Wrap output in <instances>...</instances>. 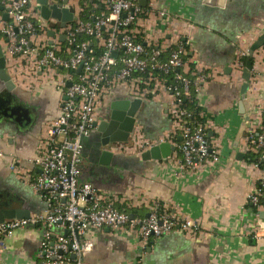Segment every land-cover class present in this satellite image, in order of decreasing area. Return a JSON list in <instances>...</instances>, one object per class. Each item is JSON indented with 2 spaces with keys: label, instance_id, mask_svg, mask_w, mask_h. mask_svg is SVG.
<instances>
[{
  "label": "crops",
  "instance_id": "1",
  "mask_svg": "<svg viewBox=\"0 0 264 264\" xmlns=\"http://www.w3.org/2000/svg\"><path fill=\"white\" fill-rule=\"evenodd\" d=\"M32 5L40 10L37 0ZM139 5L142 11L133 30L145 45L160 47L166 58L179 43L186 44L183 70L196 71L204 79L201 116L221 160L198 173L184 174L179 168L182 154L176 147L167 158L144 160V151L134 148L135 136L174 145L181 141L169 114L170 93L163 84L146 98L134 96L130 83L108 89L98 104L96 121L109 118L114 110H121L119 102L133 98L142 99L138 120L128 142L103 148L113 153L107 157L94 149L100 140L94 128L84 139L80 180L110 192L118 206L134 208L140 216H147L149 206L158 202L172 213L198 221L201 231L188 235L174 230L143 249L132 232L91 230L87 237L94 246L86 259L90 264H264V237L255 238L247 225L256 218L248 195L263 174L248 158L252 153L247 135L257 108L263 109L264 117L263 46L250 53L264 35V0H139ZM103 8L101 0H94L89 9L100 13ZM2 15L0 11V19ZM3 26L0 20L2 46ZM6 59L14 88H0V207L26 205L33 213L42 211L44 204L13 163L26 172L33 169L32 159L48 123L61 114L63 92L58 87L66 71L35 73L23 56L8 52ZM248 60L253 66L243 94ZM238 152L245 153L243 160ZM259 214L264 219V210ZM43 234L41 226L16 229L0 248V264H40Z\"/></svg>",
  "mask_w": 264,
  "mask_h": 264
},
{
  "label": "built area",
  "instance_id": "2",
  "mask_svg": "<svg viewBox=\"0 0 264 264\" xmlns=\"http://www.w3.org/2000/svg\"><path fill=\"white\" fill-rule=\"evenodd\" d=\"M74 1L51 0L63 7H75L74 20L62 26L55 17H43L33 7L32 0H0L9 14V20L0 19L4 24L5 53L25 57L35 73L66 71L58 87L63 92L61 114L48 123L32 159L33 169L26 172L20 164L13 163L14 170L29 182L44 209L27 218L5 219L0 223V248L16 229L31 225L44 229L40 264H90L86 257L94 246L93 240L87 237L91 230L109 228L132 232L143 249L153 239L174 230L188 235L201 231L198 221L172 213L158 202L149 206L147 216L133 214L131 217L132 213L119 207L117 198L110 192L80 180L82 139L94 130L98 104L108 89L130 83L134 96L146 98L156 85L163 84L172 97L169 114L175 131L181 135V141L175 145L182 154L180 173H198L221 160V151L209 136L206 121L198 120L193 110L184 106L185 101L200 106L204 80L196 71L183 70L186 44L179 43L166 58L160 47L145 45L133 30L142 11L139 0H101L104 10L93 14L91 20L81 17L84 9L81 0L76 4ZM82 35L92 36L95 41L83 39ZM245 54L242 52V56ZM172 74L173 79L168 82ZM255 114L254 125L247 135L248 150L257 158L250 160L251 163L261 168L263 174L248 195V202L256 209V218L245 224L251 235L262 238L264 219L259 212L264 210V167L260 165L264 161L263 109L257 108ZM133 142L137 151H145L164 141L137 135ZM66 230H69L67 234Z\"/></svg>",
  "mask_w": 264,
  "mask_h": 264
},
{
  "label": "water",
  "instance_id": "3",
  "mask_svg": "<svg viewBox=\"0 0 264 264\" xmlns=\"http://www.w3.org/2000/svg\"><path fill=\"white\" fill-rule=\"evenodd\" d=\"M37 2L41 5L40 10L43 17H55L61 21L62 26H65L68 22L73 21L75 18L76 10L75 7H73L72 5L69 7H63L56 3H50L49 0H37ZM0 11L3 12L2 19L5 21L9 20V14L4 11V6L1 4ZM64 38L65 36H62V40H64ZM263 45L264 35L252 45L250 53H252L254 50L260 48ZM117 55L118 53L115 52L114 56ZM6 64V53L4 51L3 46L0 44V88H6L8 89V91H11L14 88V83L11 79L10 74L7 72ZM252 66V61L248 60L243 75L245 79V83L242 87L243 94L247 92L250 85L249 81L251 78ZM80 70L81 67L78 69V72H80ZM118 104L122 107L120 111L114 110L109 118L103 119L101 121H95L94 123L97 133L100 135V140L94 145V149H96L97 152H101L102 157L112 156L113 153L111 151H109L108 149H103L110 143L129 141L134 131L135 124L138 120L137 111L142 104V99H127L125 101L119 102ZM84 139L85 138L82 139L83 144ZM174 150V144L164 141L152 146L149 149H146L142 153V158L144 160L167 158L171 155L172 151ZM237 157L238 159L243 160L245 158V153L238 152ZM30 214L31 210L26 205L19 208L0 207V223L3 222L5 219L27 218L30 216ZM133 216L134 215L131 214V217ZM68 231L69 230H66L65 234H67Z\"/></svg>",
  "mask_w": 264,
  "mask_h": 264
},
{
  "label": "trees",
  "instance_id": "4",
  "mask_svg": "<svg viewBox=\"0 0 264 264\" xmlns=\"http://www.w3.org/2000/svg\"><path fill=\"white\" fill-rule=\"evenodd\" d=\"M81 2V4H83V6H84V9H83V11L81 12V17L83 18V19H85V20H87V19H89V20H91V19H93L92 17H93V14H98L97 12H95V11H90V6L94 3V0H81L80 1ZM96 10L98 11L99 9H97L96 8ZM102 10H104V8L102 9ZM101 10V11H102ZM81 38H83V39H90L91 40V42H94L95 41V39L91 36V37H89V36H81ZM141 40V39H140ZM142 41V40H141ZM244 62H246V59H244ZM194 69V65H191V70H193ZM172 76H173V74L172 75H169L168 76V82H170V81H172ZM184 106L185 107H187V108H189V109H191V110H193V112H194V115L197 117V119L198 120H203V118H201L200 117V112H201V106H199L198 104H196V103H194V102H190V101H185L184 102ZM257 132H259V131H257ZM248 158H249V160H251V161H255L257 158H256V155H253V154H250V155H248ZM260 165L262 166V167H264V161H260ZM119 207H123V206H119ZM125 209L129 212V213H132V214H134L135 216H140V215H138L136 212V209H134V208H127V207H125ZM141 217H145L144 216V214L143 215H141Z\"/></svg>",
  "mask_w": 264,
  "mask_h": 264
},
{
  "label": "flooded vegetation",
  "instance_id": "5",
  "mask_svg": "<svg viewBox=\"0 0 264 264\" xmlns=\"http://www.w3.org/2000/svg\"><path fill=\"white\" fill-rule=\"evenodd\" d=\"M8 104H9V100H8Z\"/></svg>",
  "mask_w": 264,
  "mask_h": 264
}]
</instances>
